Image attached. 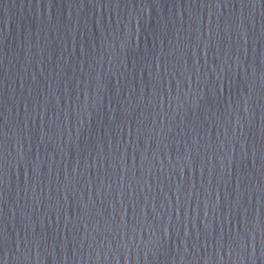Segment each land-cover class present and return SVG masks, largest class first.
<instances>
[{
	"label": "water",
	"instance_id": "95a60500",
	"mask_svg": "<svg viewBox=\"0 0 264 264\" xmlns=\"http://www.w3.org/2000/svg\"><path fill=\"white\" fill-rule=\"evenodd\" d=\"M246 3L0 0V264H264Z\"/></svg>",
	"mask_w": 264,
	"mask_h": 264
},
{
	"label": "snow or ice",
	"instance_id": "6c2138e0",
	"mask_svg": "<svg viewBox=\"0 0 264 264\" xmlns=\"http://www.w3.org/2000/svg\"><path fill=\"white\" fill-rule=\"evenodd\" d=\"M254 2H255V0H247L246 4H253ZM221 3H226V0H221ZM241 3L245 4V0H241ZM149 231H151L153 233V235H155L156 229L154 227L149 226ZM153 242L154 241H153L152 237L150 236L149 237V244L151 245V244H153ZM2 244H3V229L0 228V245H2Z\"/></svg>",
	"mask_w": 264,
	"mask_h": 264
}]
</instances>
